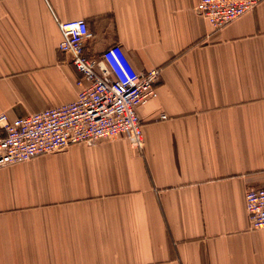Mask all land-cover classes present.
<instances>
[{
  "label": "crops",
  "instance_id": "obj_1",
  "mask_svg": "<svg viewBox=\"0 0 264 264\" xmlns=\"http://www.w3.org/2000/svg\"><path fill=\"white\" fill-rule=\"evenodd\" d=\"M197 2L0 0L8 119L75 100L57 22L85 20L88 58L117 44L160 70L141 151L116 138L0 167V264H264L244 200L264 187V0L221 30Z\"/></svg>",
  "mask_w": 264,
  "mask_h": 264
},
{
  "label": "built area",
  "instance_id": "obj_2",
  "mask_svg": "<svg viewBox=\"0 0 264 264\" xmlns=\"http://www.w3.org/2000/svg\"><path fill=\"white\" fill-rule=\"evenodd\" d=\"M262 0H198L197 14L214 30L251 11ZM58 50L79 74L73 102L22 117L0 114V167L24 163L75 144L124 138L143 149L141 120L136 109L157 96L160 70L137 71L120 45L105 49L98 59L84 54L91 37L85 20L57 22ZM165 120L164 114L159 116ZM245 212L251 230H264V187L245 191Z\"/></svg>",
  "mask_w": 264,
  "mask_h": 264
},
{
  "label": "bare ground",
  "instance_id": "obj_3",
  "mask_svg": "<svg viewBox=\"0 0 264 264\" xmlns=\"http://www.w3.org/2000/svg\"><path fill=\"white\" fill-rule=\"evenodd\" d=\"M143 135V134H142Z\"/></svg>",
  "mask_w": 264,
  "mask_h": 264
}]
</instances>
